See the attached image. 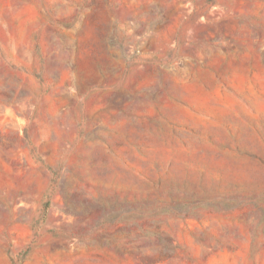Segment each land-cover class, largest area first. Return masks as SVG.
<instances>
[{
    "label": "rangeland",
    "instance_id": "374dc122",
    "mask_svg": "<svg viewBox=\"0 0 264 264\" xmlns=\"http://www.w3.org/2000/svg\"><path fill=\"white\" fill-rule=\"evenodd\" d=\"M0 264H264V0H0Z\"/></svg>",
    "mask_w": 264,
    "mask_h": 264
}]
</instances>
